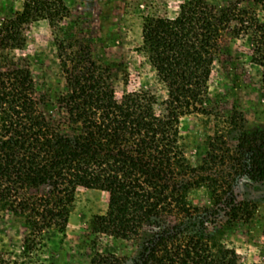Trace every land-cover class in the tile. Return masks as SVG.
<instances>
[{
    "label": "trees",
    "instance_id": "obj_1",
    "mask_svg": "<svg viewBox=\"0 0 264 264\" xmlns=\"http://www.w3.org/2000/svg\"><path fill=\"white\" fill-rule=\"evenodd\" d=\"M52 11L49 0H24L22 12L3 23L5 38L20 41L22 25ZM229 30L248 38L264 101V23L237 9L216 11L203 0H184L172 19L143 20L141 50L167 88L163 117L152 111L150 94L116 98L100 66L70 56L62 59L66 92L57 103L73 134H61V120L42 110L29 70L0 71V211L21 220L24 254L63 242L82 187L109 195L107 212L90 222L93 238L128 241L152 218L173 219L146 241L141 264H239L235 250L208 237L195 219L201 211L222 213L228 228L252 219L255 206L236 203L234 187L238 177L264 181V135L243 133L235 149L220 134L209 138L197 167L179 141L181 117L210 114L211 69ZM43 186L46 194H29ZM196 191L209 207L191 204ZM93 251L91 264L121 263L110 252Z\"/></svg>",
    "mask_w": 264,
    "mask_h": 264
},
{
    "label": "rangeland",
    "instance_id": "obj_2",
    "mask_svg": "<svg viewBox=\"0 0 264 264\" xmlns=\"http://www.w3.org/2000/svg\"><path fill=\"white\" fill-rule=\"evenodd\" d=\"M49 1L52 15L22 25L20 41L15 43L5 38L2 26L22 12L24 0H0V71L29 70L42 110L52 120H61L60 133L73 134L72 127L63 123L64 111L57 103V98L66 92L62 59L68 61L70 56L100 66L116 98L124 93L150 94L156 100L152 111L163 117L167 88L141 50V28L148 17L174 18L184 0ZM203 1L216 11L237 9L240 13L256 15L264 23V0ZM247 40L246 35H236L231 30L223 33L208 84L210 114L193 113L180 118L179 141L192 167L202 163L209 138L220 134L235 149L243 133L264 135L262 71L250 62ZM48 191L43 186L30 189L29 194L44 195ZM234 195L236 203L255 206L251 220L228 228L222 213L214 216L203 211L195 220L206 228L208 237L235 250L239 264H264V181L238 177ZM108 201L109 195L104 191L78 187L63 242L49 243L48 247L30 254L23 253L21 220L0 211V259L8 264H91L95 248L101 253H112L120 259V264H141L146 241L173 224V219L152 218L138 237L128 241L93 238L88 231L90 222L107 212ZM190 202L194 207H209L201 191L193 193Z\"/></svg>",
    "mask_w": 264,
    "mask_h": 264
}]
</instances>
